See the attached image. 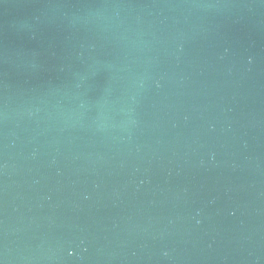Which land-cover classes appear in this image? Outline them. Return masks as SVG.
I'll return each instance as SVG.
<instances>
[{
  "label": "water",
  "instance_id": "1",
  "mask_svg": "<svg viewBox=\"0 0 264 264\" xmlns=\"http://www.w3.org/2000/svg\"><path fill=\"white\" fill-rule=\"evenodd\" d=\"M0 264H264V0H0Z\"/></svg>",
  "mask_w": 264,
  "mask_h": 264
}]
</instances>
